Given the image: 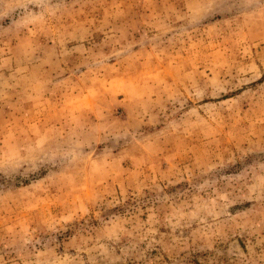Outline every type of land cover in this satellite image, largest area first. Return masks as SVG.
Instances as JSON below:
<instances>
[{"label":"rangeland","instance_id":"obj_1","mask_svg":"<svg viewBox=\"0 0 264 264\" xmlns=\"http://www.w3.org/2000/svg\"><path fill=\"white\" fill-rule=\"evenodd\" d=\"M0 264H264V0H0Z\"/></svg>","mask_w":264,"mask_h":264}]
</instances>
